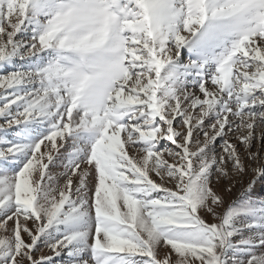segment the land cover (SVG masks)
Masks as SVG:
<instances>
[{"label": "snow or ice", "instance_id": "6c2138e0", "mask_svg": "<svg viewBox=\"0 0 264 264\" xmlns=\"http://www.w3.org/2000/svg\"><path fill=\"white\" fill-rule=\"evenodd\" d=\"M258 184L264 0H0V264H264Z\"/></svg>", "mask_w": 264, "mask_h": 264}, {"label": "rangeland", "instance_id": "374dc122", "mask_svg": "<svg viewBox=\"0 0 264 264\" xmlns=\"http://www.w3.org/2000/svg\"><path fill=\"white\" fill-rule=\"evenodd\" d=\"M183 59H184L185 62H186V61H187V55H184ZM259 146H260V144H259V141H258V142H257V147H259ZM253 150L255 151L256 149L254 148ZM53 171H54V172H62V171H63V168H62L60 162H57V165H56V167L53 169ZM247 180H248V178H247V177H244V178H243L244 183H243V184H237V185H236L235 189H234L233 192L231 193L230 199H235L237 196L240 195V192L242 191V189H243L244 187H246V185H247ZM262 196H264V188H262L261 185L258 184V185L256 186V190H255V192H254L253 195H252V199L259 200V199L262 198ZM245 235H248V233H245ZM234 239H235V240H239V239H240V236L238 235V236H236ZM42 247H43V245H42ZM43 250H44V252H45L46 254L51 255V252L49 251V249L44 248ZM56 264H68V257H67V255L65 254V255H62L61 257L57 258V259H56Z\"/></svg>", "mask_w": 264, "mask_h": 264}]
</instances>
